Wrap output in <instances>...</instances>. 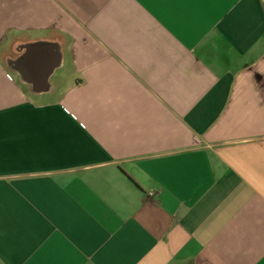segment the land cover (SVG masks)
I'll list each match as a JSON object with an SVG mask.
<instances>
[{
	"label": "crops",
	"instance_id": "crops-1",
	"mask_svg": "<svg viewBox=\"0 0 264 264\" xmlns=\"http://www.w3.org/2000/svg\"><path fill=\"white\" fill-rule=\"evenodd\" d=\"M0 264H264V0H0Z\"/></svg>",
	"mask_w": 264,
	"mask_h": 264
}]
</instances>
